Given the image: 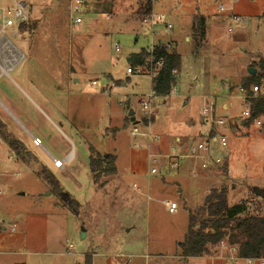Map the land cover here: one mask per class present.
<instances>
[{
	"label": "rangeland",
	"instance_id": "rangeland-1",
	"mask_svg": "<svg viewBox=\"0 0 264 264\" xmlns=\"http://www.w3.org/2000/svg\"><path fill=\"white\" fill-rule=\"evenodd\" d=\"M146 1L87 0L83 23L73 25L68 0H32L30 29L17 36L8 30L13 44L1 47V63L10 68L13 56L25 58L10 74L0 70V121L29 154L18 158L0 135V222L16 226L0 227V264H86L89 255L104 264L114 253L127 257L118 260L124 264H262L184 258L179 244L190 213L212 189L227 187L231 206L264 201L254 193L264 190V117L260 126L236 121L251 107L242 82L264 58V0H151L155 16L165 17L153 37L144 35L139 12ZM196 19L205 21L204 40L195 37ZM171 37L182 69L176 90L156 99L151 130L161 140L133 137L131 111L140 131H148L140 102L153 82L144 73L129 75L128 58ZM211 106L215 119L231 121L219 129L229 145L228 175L220 167L194 176L187 161L180 172H166L149 159L157 145L171 152L177 138L201 139L212 129L202 109ZM109 155L115 173L94 182L90 158L99 163ZM153 166L159 172L150 176ZM220 256L237 254L219 246L214 257Z\"/></svg>",
	"mask_w": 264,
	"mask_h": 264
},
{
	"label": "trees",
	"instance_id": "trees-1",
	"mask_svg": "<svg viewBox=\"0 0 264 264\" xmlns=\"http://www.w3.org/2000/svg\"><path fill=\"white\" fill-rule=\"evenodd\" d=\"M139 12L142 16L151 14L152 1L147 0ZM196 20L194 31L197 35L195 37L204 40L206 35L205 21ZM154 56L156 59H163L164 62V67L159 71L154 81V90L159 97L170 96L177 83V77L173 71L180 74L182 69L181 56L177 52L168 50L166 46L156 47ZM148 59L149 53L143 49L131 57L130 65L134 68L143 66ZM254 68L258 69V73L255 76L249 74L242 82V89L247 91L252 111V117L245 121L246 125L253 123L254 119L264 117V97H254L251 90L253 86L264 84L263 57L258 58L257 62L254 61ZM4 129L5 126L0 121V135L10 142V148L14 154L20 158L25 152L27 156L28 152L24 143L16 139H9L5 135ZM113 161L114 157L111 155L104 157L99 163L93 156L90 158L94 182L115 173L114 168L110 166ZM105 165L107 167L104 168ZM222 169L228 175V166L225 165ZM47 180L52 186L58 187L56 186L57 180L53 176H48ZM255 196L260 198L256 193ZM69 202L72 207L76 204L71 199ZM253 204L252 201H242L231 206L227 187L212 189L206 197L204 205L196 212L190 213L188 233L185 240L179 244L183 257H213L217 248L224 242L234 248L237 256L241 259H264V201ZM86 264H92V260L88 258Z\"/></svg>",
	"mask_w": 264,
	"mask_h": 264
},
{
	"label": "built area",
	"instance_id": "built-area-1",
	"mask_svg": "<svg viewBox=\"0 0 264 264\" xmlns=\"http://www.w3.org/2000/svg\"><path fill=\"white\" fill-rule=\"evenodd\" d=\"M69 2V10H70V20L71 24H81L83 23V18L81 16L82 11L85 8L87 0H68ZM224 8H221L223 11ZM30 11L28 6L21 1H14L13 6L10 8L0 7V40L6 38L7 32L9 28L18 27L22 24L29 22ZM235 21H240V18L234 17ZM165 17L163 15L155 16L149 14L144 19V25H146L150 29V35L154 36V30L157 24H163ZM166 29L170 31L172 29L171 25H165ZM166 48L170 50L171 46L167 45ZM156 46L153 44L150 48L147 49L149 53V59L143 66L139 67H130L128 69L129 75H134L135 73H145L147 76H150L153 82L152 91L144 97V99L140 102L141 109L145 113L144 121H147L146 125L144 121L142 124L148 128V131L141 132L138 124L134 125V129L131 131V135L133 137L141 136L146 138L148 141H160L161 137L156 135H152V117L154 116V107L156 103L157 97H159L154 90V81L158 76L159 71L164 67L163 59H156L154 56ZM120 47L116 46V52H120ZM173 74L177 77L178 72L173 71ZM176 90V87L173 91ZM254 97L262 96L264 97V84L261 86H253L251 88ZM172 91V92H173ZM241 92L245 95L244 100H248L249 96L247 91L241 89ZM202 113L204 115H211L207 122L211 124V131L205 134L203 139L191 141L189 143L183 142L180 139L175 140L174 145L171 148V152L168 153H151L149 155V159L154 161V163H158L161 168L163 162L168 164L169 169L177 170L179 169L185 161L194 164L196 168V172L193 173L194 176H197L199 171H211L216 168L224 167L229 159V145L228 140L225 134L221 133L219 129H224L226 126L229 127L231 121L223 120V119H215L213 106L211 108L204 107L202 109ZM252 117L251 107L247 108L243 114L242 118L236 119L238 123H243L246 120ZM258 126L262 125L260 118L254 119V121ZM226 129V128H225ZM33 143L35 146H42L41 140L39 138L34 137ZM54 164L59 169H64V162L59 160H54ZM159 168L156 166L151 167L150 176H154L158 174ZM140 191V190H138ZM1 195V190H0ZM168 209L172 212L175 211L176 206L171 203H166ZM1 229L7 231L9 227L11 231H16V226H6V223L0 222ZM220 249L227 250L228 245L226 243H221ZM234 252L236 250L231 247ZM224 252V251H223ZM223 254V253H222ZM121 259L127 258L126 256H120ZM221 259H225L228 261H240L236 256H232L229 258H224L220 256ZM246 262H261L264 264V259H244Z\"/></svg>",
	"mask_w": 264,
	"mask_h": 264
},
{
	"label": "crops",
	"instance_id": "crops-1",
	"mask_svg": "<svg viewBox=\"0 0 264 264\" xmlns=\"http://www.w3.org/2000/svg\"><path fill=\"white\" fill-rule=\"evenodd\" d=\"M14 1H21V2H24L27 6H28V8H29V11H30V18H29V22H27V23H25V24H22V25H20V26H18V27H12V28H9V30L11 31V34H12V36H17V35H21V33H20V30H22V29H25V28H29L30 29V27H31V25H32V19H31V13L33 12V5H31V1L32 0H27V1H24V0H9V4H6V5H2V4H0V7H5V8H10V7H12L13 6V2ZM55 0H53V2H54ZM58 4L59 3H56L55 2V9H52V12L53 11H55L56 9H57V6H58ZM154 5V4H153ZM153 5H152V10H153ZM86 9V8H85ZM49 10H51L50 8H49ZM166 25H168V24H166ZM143 26H144V28H143V30H144V35L145 36H149L150 35V29H149V31H148V27L146 26V25H144V23H143ZM192 29H193V26H192ZM5 40H6V42H5ZM187 41H188V39H187ZM159 44H154L156 47H159V46H167L168 44L170 45H172L173 46V50L172 51H174V52H177L178 53V51H177V42L176 41H174V37H171L170 38V41H167V42H162V40H159ZM2 43V44H1ZM1 43H0V49H1V47H5V45H10V44H13L10 40H8L7 38H4V39H2V41H1ZM143 49V48H142ZM147 50V49H146ZM135 55V54H134ZM133 56V55H132ZM132 56H130L129 58H128V62L130 63L131 62V57ZM24 55H21V56H17V55H15V56H13L12 57V61L13 62H16V65L15 66H13V67H10V68H8V67H6V66H4L2 63H1V61H0V70L2 71V74H5V75H7V74H10L12 71H14L15 69H16V67L18 66V65H20L21 63H22V61L24 60ZM128 71V70H127ZM180 74H181V72H180ZM144 75H146L145 73H144ZM180 76V75H179ZM79 83V82H78ZM125 86V85H124ZM106 94V93H105ZM231 105L233 106V103H231ZM223 109L224 110H229V108H228V106H223ZM131 120V119H130ZM134 125H136V124H138V123H133ZM209 131H211V129H209L205 134H207V133H209ZM205 134L202 136V138L205 136ZM201 138V139H202ZM177 139H180V138H177ZM176 139V140H177ZM181 141H183V142H186V143H189V142H191V141H197V139H191V138H189V137H185V138H182V139H180ZM141 141V143H143L144 141H145V139H143V140H140ZM175 142V141H174ZM164 145V147H162L161 145H157L156 146V148L159 150V153H168L169 152V147L167 148L166 146H165V144H163ZM140 146H142L141 144H140ZM173 146V145H172ZM150 149H151V146H150ZM152 152H150V154H151ZM69 159V158H68ZM67 161V160H66ZM191 164V163H190ZM194 168L192 169V173H194V172H196V168H195V165L194 164H191ZM191 166V167H192ZM161 167H163V169H166V170H168V171H166V172H171V170H169V167H168V164L166 163V162H163V164H162V166ZM182 169V167H180V169H178L177 170V172H180V170ZM211 171H214V170H211ZM199 172H202V171H199ZM198 172V173H199ZM168 174V173H167ZM198 175V174H197ZM204 175V174H203ZM137 191L139 190V189H136ZM148 198H150V196H148ZM167 203V202H166ZM204 205V204H203ZM167 206V205H166ZM235 254H236V252H235ZM88 256V254L85 256V259H86V257ZM90 257V259H92V264H97V262H95V260H94V258H95V255H89ZM109 256L111 257V259H108V261H103V263L104 264H124V262H119L118 260L119 259H121L120 258V256H118V254L117 253H114V254H109ZM109 256H106V257H109ZM236 257H238V256H236ZM239 258V257H238ZM208 259H211L212 261H216V260H220V261H226L225 259H221L220 257H209ZM239 259H241V258H239ZM121 260H123V259H121ZM240 261H245L244 259H241ZM246 262V261H245ZM86 263V262H85ZM126 264V263H125Z\"/></svg>",
	"mask_w": 264,
	"mask_h": 264
},
{
	"label": "water",
	"instance_id": "water-1",
	"mask_svg": "<svg viewBox=\"0 0 264 264\" xmlns=\"http://www.w3.org/2000/svg\"><path fill=\"white\" fill-rule=\"evenodd\" d=\"M148 31H149V28H148ZM249 74L251 76H255L257 74V70L254 69V68H251L250 71H249ZM129 117L131 119V122L132 123H135L136 119H135V113L133 111L130 112L129 114ZM245 124V122H243V125ZM255 193L258 197H260L262 200H264V190H261V189H256L255 190ZM65 198H68L67 195L65 196ZM69 199V198H68ZM83 232H84V229H83ZM85 233H83V237H85Z\"/></svg>",
	"mask_w": 264,
	"mask_h": 264
}]
</instances>
